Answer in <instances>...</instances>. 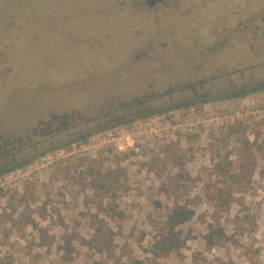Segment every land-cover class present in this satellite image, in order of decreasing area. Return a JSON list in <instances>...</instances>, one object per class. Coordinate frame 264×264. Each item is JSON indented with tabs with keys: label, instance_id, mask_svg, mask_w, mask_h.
Wrapping results in <instances>:
<instances>
[{
	"label": "rangeland",
	"instance_id": "1",
	"mask_svg": "<svg viewBox=\"0 0 264 264\" xmlns=\"http://www.w3.org/2000/svg\"><path fill=\"white\" fill-rule=\"evenodd\" d=\"M144 1L0 0V134L23 163L0 174V264H264V91L224 97L264 84V0ZM152 93L151 114L97 129ZM192 107L202 135L139 156L84 149ZM170 236L177 249L153 256Z\"/></svg>",
	"mask_w": 264,
	"mask_h": 264
},
{
	"label": "built area",
	"instance_id": "2",
	"mask_svg": "<svg viewBox=\"0 0 264 264\" xmlns=\"http://www.w3.org/2000/svg\"><path fill=\"white\" fill-rule=\"evenodd\" d=\"M243 109L234 110L231 116V123L233 119L241 116L246 117V112H242ZM261 113V110H256ZM204 114L199 113L196 108L190 109L184 108L182 111H175L172 114H161L158 117L152 118L149 122H146L145 126L138 125L135 132L132 134H123L118 129L110 131H103L92 135L84 149L92 150L99 143H103L106 146L102 148L104 156L111 157L113 154H117L120 157L123 155L139 156L145 148L159 151V148L168 145L172 141H175L177 136L182 134H198L202 135L208 129L203 119ZM91 157L95 158L94 155Z\"/></svg>",
	"mask_w": 264,
	"mask_h": 264
},
{
	"label": "trees",
	"instance_id": "3",
	"mask_svg": "<svg viewBox=\"0 0 264 264\" xmlns=\"http://www.w3.org/2000/svg\"><path fill=\"white\" fill-rule=\"evenodd\" d=\"M10 1H11L12 4L15 3V4L19 5V4H23L25 1H28V0H10ZM143 3H145V1ZM263 4L264 3H261L259 5L257 14H256V11L253 12L254 15L256 14L257 18H260L258 21L261 20L262 23H264V5ZM246 14L247 13H245L243 15H246ZM234 16H237V15H234ZM232 71H234V72H238L239 71L241 73V75L243 76L245 71H251V69L246 70V68H244V69L242 68V69H233ZM201 80H203V79H201ZM205 80H207V79H205ZM201 83H203V82H201ZM201 83L199 84V86L201 85ZM256 91H264V84L263 85H258L256 87H253V88L249 89V90H239V91H236V92H232V93H229V94L225 95L224 97L225 98H237V97L245 96V95H247V94H249L251 92H256ZM153 95L154 94L152 93L150 95H147L146 97H141V98H138V99H134V100L129 101V102L118 103L117 104V109H112V110L106 109L108 111L102 112V113H100V115H98V119H99V123H100L99 125L100 126H98L97 129L99 130V129L105 128L106 126L110 125L109 122L105 123L106 121H110L111 122L112 120H116V121H114L115 123H122V122H125V121H131L132 119H135L137 117H143V116H146L148 114H151L152 112H148L147 113L146 112L147 109H144L143 107L149 101L154 99ZM217 98L218 97H212L211 99H217ZM202 101H204V100H202ZM196 102L198 103V102H201V101H196ZM71 111L73 112V111H77V110H71ZM60 112H61V116H59L57 114L51 115L52 116V120H53L52 123L56 122L58 119H62V121L59 124V127L57 129L59 131H63V130L69 129L71 127V126H69V123H68V119L70 118V116L67 114V112H64V111H60ZM114 113H119V115L118 114L115 115V117L117 116V119H114V116H113ZM42 132L45 133V134L42 133V135H44V136L48 135L47 132H45V131H42ZM90 133L91 132H86L84 134H81L75 140L86 141V139H87V137L89 136ZM68 144H69V142H65V144H63V146L68 145ZM18 145L21 146L23 144L20 142V144H18ZM60 147H62V146H60ZM23 149H25V147L21 148L20 150H23ZM22 164L23 163H20V164H18L16 166H12V167L3 169L0 172V174L4 173V172H7V171H10L12 168L18 167V166H20ZM185 215L188 216V215H190V213L187 212V214H184L183 216H182V214H172L170 216V220L174 219L175 217L176 218L184 217ZM96 233L98 235L102 236L105 239V241H107L108 237L105 234V231H103L101 229H96ZM178 245H179L178 242H175V240H173V238L171 236L168 237V238H163L161 240L155 241L152 244V246H151L152 247L151 248V254L153 256L158 257L160 255L167 254L170 251L177 249Z\"/></svg>",
	"mask_w": 264,
	"mask_h": 264
},
{
	"label": "flooded vegetation",
	"instance_id": "4",
	"mask_svg": "<svg viewBox=\"0 0 264 264\" xmlns=\"http://www.w3.org/2000/svg\"><path fill=\"white\" fill-rule=\"evenodd\" d=\"M201 82L202 81H199L195 84H191L189 87V90L192 92V94L194 93L196 97L204 96V94H198L195 88V87H199V84ZM17 151L18 150H15L13 141L5 138V136L0 134V172L3 169L9 168L11 166L10 162L11 160H15V155Z\"/></svg>",
	"mask_w": 264,
	"mask_h": 264
},
{
	"label": "water",
	"instance_id": "5",
	"mask_svg": "<svg viewBox=\"0 0 264 264\" xmlns=\"http://www.w3.org/2000/svg\"><path fill=\"white\" fill-rule=\"evenodd\" d=\"M163 0H145V4L148 7H153L158 3H161Z\"/></svg>",
	"mask_w": 264,
	"mask_h": 264
}]
</instances>
